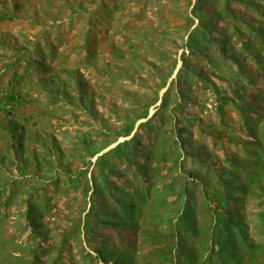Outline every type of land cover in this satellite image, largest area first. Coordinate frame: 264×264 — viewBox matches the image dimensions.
<instances>
[{"label": "rangeland", "instance_id": "obj_1", "mask_svg": "<svg viewBox=\"0 0 264 264\" xmlns=\"http://www.w3.org/2000/svg\"><path fill=\"white\" fill-rule=\"evenodd\" d=\"M215 1L221 9L226 0ZM228 3L234 13L193 54L199 11L213 16L205 0H0V264L18 256L23 264H115L99 255L105 247L126 251L132 264H189L177 253L194 248L203 261L210 252L197 235L176 237L179 205L190 198L192 222L206 230L218 202L211 195L230 191L229 179L243 186L229 208L240 232L228 252L214 245L211 260L264 264V0ZM10 91L26 99L7 110ZM130 140L131 160H111L104 188L98 158ZM145 188L149 199H165L157 210L144 205L137 229L85 233L92 200L111 205L122 191ZM35 191V204H47L42 243L23 215Z\"/></svg>", "mask_w": 264, "mask_h": 264}, {"label": "trees", "instance_id": "obj_2", "mask_svg": "<svg viewBox=\"0 0 264 264\" xmlns=\"http://www.w3.org/2000/svg\"><path fill=\"white\" fill-rule=\"evenodd\" d=\"M206 2L210 3L212 5V13L213 16H210V14L204 12L203 10H200L198 15H199V25L196 27V30L192 32V35L190 37V42L191 45L194 47V52L193 54L200 53L201 49H207V47H202L200 49V44L204 43L208 44L212 43L214 39H212V25L220 18L225 16L228 12L229 13H234V10H231L230 5L228 3V0L224 1L223 3V8L218 9L216 4V1L213 2L214 0H205ZM248 2L253 3V0H248ZM235 17V16H234ZM207 22V20H209ZM250 28L255 31V34L259 35L262 38V29L255 27L254 25H250ZM196 33V34H195ZM263 39V38H262ZM218 45H220L219 39H215ZM264 40V39H263ZM246 47H248V44L245 42ZM223 49H225V46H222ZM200 49V51H199ZM255 57L258 56L257 52L254 54ZM8 96L2 101V108L10 110V109H15L17 104H22L24 103L26 97L22 93L10 91ZM14 125V131L17 130L19 127V124L17 122H14L13 120L10 121ZM133 124L128 125L126 127V131L129 133L133 129ZM254 127V126H253ZM185 131L187 132L189 138H192L193 134L190 131V129L184 128ZM15 137V135H13ZM178 138H179V143L182 144V146L185 147H191V144L188 142L189 140H184L181 137V134L178 133ZM260 138V136H259ZM22 138H18L19 143L21 142ZM135 140V139H134ZM133 140V141H134ZM133 141H124L122 143H119L116 147L113 149H110L106 153L102 154L98 158V163L100 168L101 173L100 177L103 178L104 180V188L108 187L111 182L109 180L108 173H113V166L111 164V160H114L116 158H122L125 157V159L128 161L131 160V156L128 154L127 148L130 146V144ZM175 142V141H173ZM176 143V142H175ZM260 145V143H258ZM98 150L92 152V156L96 155ZM165 153V152H164ZM164 155V154H163ZM144 157V164L145 162L147 163V168L150 167L148 165V159L150 158V154H146L143 156ZM47 174V173H46ZM233 179H239V177L235 174L232 173ZM261 175V174H260ZM260 177V176H259ZM71 181L73 180V176L69 175L68 176ZM261 178V177H260ZM261 181V179H260ZM224 186L227 189H230V191L225 190L224 195L221 196L218 194H212L211 199L216 200V205L212 206L213 210V215H212V222L211 225L205 230H202L198 227V224L195 220L192 222V219L194 218V207L190 206V198L183 199L181 200V204L179 205V219L178 221L180 222L181 225V230L179 231L180 233L176 234L177 238H180L182 234L188 233L190 236H198V242L202 244V246L207 245L209 249V256L206 257L203 261H200V250L194 248L195 250L187 249L186 251H181L179 250L177 253V256L182 258L183 262H188L189 264H215L214 261L211 260V253L215 252L214 250V245H218V249L216 250L218 255H221L223 253H226L230 250L231 247H233L235 244V239H236V234L235 231H239L238 229L234 230L236 222L234 221V216L236 215L235 213H231L229 211L230 204L234 203L236 200V196L234 195V191L241 192L243 190V186H235L234 182L232 180H227L226 183L224 182ZM248 185V184H247ZM248 187L247 191H248ZM100 186H97V181L96 185L94 184V195L97 197L99 194ZM103 188V189H104ZM232 190V192H231ZM37 191L34 192L33 196H30L27 200V208L25 214H23L26 218L27 226L30 228L32 237L35 239L40 238V242L42 243L43 241H47V231L46 228L47 226L44 224V221L41 220L40 218L44 216L47 213V204H35L36 199L35 194ZM180 193L182 194H189L187 190L182 188L180 190ZM246 194V193H245ZM110 195V194H109ZM149 191L148 188L145 189H135L134 192L130 191H122L119 196L115 198V204L109 205L108 202L109 200H105V196L102 197V200L100 203H98L95 200H92V206L88 212V215L85 218V227L84 231L85 233L90 237L94 238L97 236L96 232L99 227H106V228H112V229H121V230H128L130 228L132 229H137L138 228V221L137 218L142 214V212L145 210L144 205L146 204L147 208H152L154 210H157V205L159 206V203L164 201V197L162 194H156L157 199L152 200L151 198H148ZM46 197V196H45ZM190 197V196H187ZM108 199V198H107ZM110 199V198H109ZM149 199V200H148ZM105 200V201H104ZM148 200V201H147ZM147 201V202H146ZM155 205H152L154 204ZM107 204V205H106ZM110 206V207H109ZM153 206V207H152ZM221 208L222 210H219ZM226 208V209H224ZM106 209L107 211H105ZM95 210H97L100 214L96 217V224H91L90 222V217L95 213ZM104 210L105 212H109L107 214L103 213ZM110 210V211H109ZM103 214V215H102ZM172 221V218H171ZM214 221V222H213ZM244 235H242L243 237ZM106 237V236H104ZM106 238L103 239V243L105 244ZM92 241V240H91ZM90 241V244H91ZM197 245V242H195ZM105 246V245H104ZM198 246V245H197ZM116 247V246H115ZM113 248H106L104 250L99 251V255L103 256L102 258L108 261H114L115 264H132V261L129 259V257L126 255V251L118 252L119 248L116 250H112ZM33 252H36V250H31ZM109 251L110 253H106ZM165 261H169L172 263H175V258L177 256L172 254V250H170V254H168L169 250H160L159 251ZM102 253V254H101ZM195 258V259H194ZM221 257H218V262L226 264L225 261L222 262L220 260ZM181 260V259H180ZM196 260V261H195ZM26 260L22 258L21 256L15 257V263L10 262L8 264H23ZM178 262V261H177ZM181 262V261H179ZM36 263H41L40 258L37 257ZM57 263V262H56Z\"/></svg>", "mask_w": 264, "mask_h": 264}]
</instances>
